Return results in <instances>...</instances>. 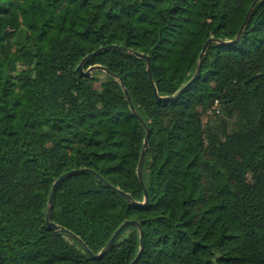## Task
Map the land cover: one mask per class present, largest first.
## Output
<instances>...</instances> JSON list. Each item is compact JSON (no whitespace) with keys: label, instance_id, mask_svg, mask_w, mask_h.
I'll return each mask as SVG.
<instances>
[{"label":"trees","instance_id":"16d2710c","mask_svg":"<svg viewBox=\"0 0 264 264\" xmlns=\"http://www.w3.org/2000/svg\"><path fill=\"white\" fill-rule=\"evenodd\" d=\"M0 0V264H264V0ZM29 99L25 101V96ZM30 167L46 188L14 182Z\"/></svg>","mask_w":264,"mask_h":264},{"label":"water","instance_id":"95a60500","mask_svg":"<svg viewBox=\"0 0 264 264\" xmlns=\"http://www.w3.org/2000/svg\"><path fill=\"white\" fill-rule=\"evenodd\" d=\"M259 0H255L249 11H248V14H247V17H246V20L239 32V34L237 35L236 39L233 40V41H222V40H219V39H213V38H210L207 43L204 45L203 49H202V52L200 54V57H199V62H198V67H197V71H196V74L195 76L174 96H166V97H162L159 95L158 93V89H157V86L155 84V81L153 79V74H152V65H151V60H150V56L149 55H146V54H143V53H140V52H137V51H134V50H131L127 47H123V46H119V45H108V46H105V47H101L97 50H95L94 52L88 54L87 56H85L81 63L78 65L77 67V71L82 74V75H85V76H91L93 74V72L97 71V70H102L104 72H106L107 74L109 75H113L116 79H120L117 75H114L111 73V71L105 67V66H102V65H93V66H90L87 70L84 68V65L85 63L92 57L96 56L97 54L101 53V52H104V51H107V50H110V49H118V50H123V51H126V52H129V53H133L134 55L136 56H139L140 58H143L146 60L147 62V72L149 74V81H150V84L154 90V93L155 95L158 97V99L160 100H164V101H174L176 99L179 98V96L184 92V90L191 86L196 78L198 77L200 71H201V65H202V61H203V57L210 45L211 42L213 41H217L219 42L220 44H227V43H234V42H237L240 40V37H241V33L243 31V29L245 28L248 20H249V17L256 5V3L258 2ZM121 81V84L124 88V92L126 94V97H127V100L129 102V106H130V109L131 111L134 113V115L139 119V121L141 122V124L145 127L146 129V136L144 138V143H143V149H142V152H141V156H140V161H139V164H138V167H137V175H138V179L139 181L141 182L143 188H144V200L142 202H137L135 200H133L132 196L126 192H124L123 190L113 186L112 184H110L109 182H107L103 177H101L97 172H95L94 170L92 169H89V168H80V169H73L69 172H66L64 173L63 175H61L52 185V188H51V193H50V196H49V199H48V207H47V211H46V217H45V220H46V224L49 228L55 230V231H63L65 232L66 234L72 236L73 238H75L90 254L93 258L95 259H99L101 257H103L107 252L108 250L110 249L111 245L114 243V241L117 239V237L119 236V234L129 225H136L139 230H140V251L138 253V255L136 256V258L133 260V262L131 264H135L136 261L140 258L142 252H143V249H144V239H143V231H142V227H141V224L137 221V220H126L124 223H122L119 228L115 231V233L113 234V236L111 237V239L108 241V243L103 247V249L98 253V254H95L93 253L87 246V244L78 236L76 235L74 232H72L71 230L65 228L64 226L62 225H59L57 224L56 222L52 221L51 220V211H52V208H53V200H54V196H55V193H56V190H57V187L68 177H71L73 175H76V174H80V173H83V172H91V173H94L97 177H99L104 183H106L109 187H111L114 191L124 195L127 199H129L133 204H136V205H140V206H145L148 204L149 202V194H148V191L145 187V184L143 182V175H142V171H143V164H144V159H145V155H146V151H147V148L149 146V138H150V129L148 127V125L145 123V121L141 118V116L139 115V113L137 112L132 100H131V97H130V93L128 91V89L125 87L124 85V82L122 80Z\"/></svg>","mask_w":264,"mask_h":264},{"label":"rangeland","instance_id":"374dc122","mask_svg":"<svg viewBox=\"0 0 264 264\" xmlns=\"http://www.w3.org/2000/svg\"><path fill=\"white\" fill-rule=\"evenodd\" d=\"M29 99V96H25V101ZM11 180L14 182H17L18 180H23L30 184L32 188H35L36 190L44 189L46 188V185L40 183L38 179L36 178L35 173L32 171L30 167H27L24 171H16L12 175H10Z\"/></svg>","mask_w":264,"mask_h":264}]
</instances>
